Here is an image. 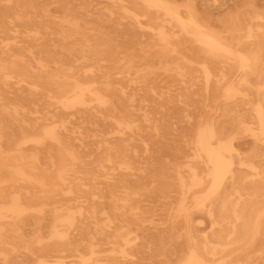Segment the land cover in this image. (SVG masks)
Wrapping results in <instances>:
<instances>
[{"label": "rangeland", "instance_id": "rangeland-1", "mask_svg": "<svg viewBox=\"0 0 264 264\" xmlns=\"http://www.w3.org/2000/svg\"><path fill=\"white\" fill-rule=\"evenodd\" d=\"M160 2L183 24L155 0H0V264H264V0ZM38 61L110 102L63 107Z\"/></svg>", "mask_w": 264, "mask_h": 264}, {"label": "bare ground", "instance_id": "bare-ground-1", "mask_svg": "<svg viewBox=\"0 0 264 264\" xmlns=\"http://www.w3.org/2000/svg\"><path fill=\"white\" fill-rule=\"evenodd\" d=\"M156 3H161L160 5L158 4L159 7L163 8L164 13H170L171 17H175L177 18L181 24H183L182 19H180V17L176 14L175 11H169L167 6L164 5L163 2H160V0H155ZM166 7V8H165ZM197 39L203 43L205 46H208L210 48H215V49H221V50H225L226 52L230 53L231 50L226 48V46L223 45V43L219 40L218 37L211 35V34H205L202 33L200 36L197 37ZM240 59H243V55H241L239 52L235 53ZM22 61V60H21ZM21 66L18 67L16 66V62L15 63H11L10 64V70H17L20 74L25 75L26 74V67H24V62H20ZM46 69H45V65L42 64L40 61H38V73L35 75L36 81L35 83H33L34 86L38 87H44L45 86H51L54 85L55 87L59 88L60 91L59 93L55 96L50 95L49 93H47L48 97H53L56 98L57 100L60 101V104L65 107H71L75 104H87V102H89L90 100H94V98H96V101L98 102L99 105H101L102 103H105L107 101L110 102L108 97H104L102 94H100L97 90H95L93 87H91L92 82L88 81V82H80L76 79V77L74 75H72L71 73H64V74H59V75H54V74H50L47 75L46 74ZM62 76V78L59 80V78ZM85 84L86 87L85 88H81V86H85L82 85ZM75 95L77 98H75ZM88 98V100L86 101L85 98ZM2 109V107H1ZM3 123L1 121V117H0V127L2 128ZM263 131H264V127H262ZM42 130L44 131L45 137L46 138H50L52 140L57 141L59 144L61 142V137L59 134H57L55 132V130L53 128L50 127H46L43 126ZM33 140V141H40L42 139H39L38 136L32 137V136H24L23 140ZM219 160H221V156H216V154L209 159V174H213L214 176L216 175V173L220 170L221 165L219 164ZM15 172H18V174L26 179H28L29 177H27L28 175H26V173L21 169H16ZM61 172V171H59ZM194 173V172H193ZM59 178H61V175H58ZM263 179H264V175H262ZM35 182H37L38 184H40L43 187L48 188L49 184L44 180V179H34ZM56 182V181H55ZM28 207L23 204H20L19 202H16L13 205H9V207L6 208V211L14 214L16 216H21L24 214V212L26 211ZM226 209V204L224 202L221 203V212L225 211ZM3 212L0 210V217H2ZM55 220H58L60 223H64V224H72L73 223V219L71 215H56V218H54ZM22 219H20L21 221ZM24 220H22L21 222H23ZM82 227V226H81ZM256 229L258 228V225L255 226ZM56 237H59V234H55ZM60 238V237H59ZM65 249H75L76 247L74 246L72 240L66 242ZM48 249H52V250H62V248L58 245H54L52 247H48ZM202 262V259L200 258V256L197 254L195 255V257L190 260V264H200Z\"/></svg>", "mask_w": 264, "mask_h": 264}]
</instances>
